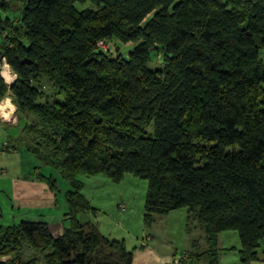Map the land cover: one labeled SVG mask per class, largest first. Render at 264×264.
I'll return each mask as SVG.
<instances>
[{"label": "trees", "instance_id": "trees-1", "mask_svg": "<svg viewBox=\"0 0 264 264\" xmlns=\"http://www.w3.org/2000/svg\"><path fill=\"white\" fill-rule=\"evenodd\" d=\"M88 1L96 8L75 6ZM2 12L20 14L19 22ZM0 33L7 34L0 103L10 97L25 121L26 150L72 186L61 235L43 221L0 223V258L13 256L0 264H39L21 258L25 248L50 250L42 264H132L124 241L79 219L97 213L81 193L80 173L148 180V228L156 215L186 209L210 248L222 232L236 231L242 262L257 260L264 248V0H0ZM112 40L135 46L128 56L119 47L110 56L98 43ZM155 52L164 66L152 69ZM5 63L16 75L11 85ZM40 176L57 190L53 176Z\"/></svg>", "mask_w": 264, "mask_h": 264}, {"label": "rangeland", "instance_id": "rangeland-1", "mask_svg": "<svg viewBox=\"0 0 264 264\" xmlns=\"http://www.w3.org/2000/svg\"><path fill=\"white\" fill-rule=\"evenodd\" d=\"M75 6L80 11L86 8H96L90 1L76 3ZM2 16H9L15 24L20 20V14L16 12H2ZM5 35L7 34L0 33L1 42L6 39ZM134 46L135 44L132 42L122 43L112 40L108 43L107 48L103 50L110 56H114L119 47L121 54L128 56L129 51ZM153 54L150 67L152 69L163 67L162 53L155 52ZM262 55L264 56V52H262ZM44 88L47 93H53L54 89L51 84H46ZM6 98L10 100V97L6 96L1 102H4ZM196 116L197 112H192L189 115V120L193 122ZM24 123L25 121H22V125ZM149 130H152V127ZM8 135L16 139H21L24 135L17 128L6 127L0 130V149H2V143L9 141L11 144L16 143L22 150V152H19L21 158L12 160L13 165L10 169L13 174L18 176L17 171L21 168V164L28 172H34L35 165H39L42 173L46 176H53L55 179L56 193L59 203L62 205L59 207L56 216L59 218V214L66 209V194L72 187L70 181L59 170L51 166H44L41 162L35 160L36 158H33V156H30V160L33 159L31 162L27 158L28 152L25 150L24 142L20 140L18 142L16 139L13 141L10 137H7ZM2 161L0 158V162ZM77 179L83 183L81 193L90 202L91 206L97 210L96 214H82L79 219L81 221L91 220L100 225V231L105 236L124 241L126 249L132 254V264H162L170 259L175 261L176 255L184 252L191 258L190 263L195 264H245L242 262L239 253L241 242L236 231L222 232L219 235L218 243L212 249L206 242L204 232L200 228H196V221L188 217L186 209L156 215L155 222L148 228L144 220L148 180L141 179L131 173H126L123 180L118 183L112 181L103 173L97 175L80 173L77 175ZM8 213V207L5 206V222ZM53 232L56 236L58 235V231L53 230ZM193 241L196 244L194 248H197L200 253H205L204 255L193 253L196 250L192 246ZM49 251L37 250L41 256H45ZM213 254L215 255L213 256ZM252 264H264V248L258 249L257 260Z\"/></svg>", "mask_w": 264, "mask_h": 264}, {"label": "crops", "instance_id": "crops-1", "mask_svg": "<svg viewBox=\"0 0 264 264\" xmlns=\"http://www.w3.org/2000/svg\"><path fill=\"white\" fill-rule=\"evenodd\" d=\"M11 104L14 106V110H12L11 112L7 111L8 113H10L8 119H5L4 115L0 114V130L6 127L12 129L17 128L23 134L24 125H22V121L24 120H19L16 112V106L12 103V101ZM7 137L11 138L10 135H8ZM11 139L15 141L16 138L12 137ZM21 139H16V141L18 140L19 142V140L21 141ZM19 152H22V150L20 146L18 147V145H16V143L10 144L9 141H5L4 143H2V149H0V158L3 160L2 162H0V208L2 209V218L0 220V223L3 226H11L19 224L22 221L26 220L43 221L49 224L52 232L53 230L58 231L57 236H59L69 226V223L66 220L65 216L67 211V203L66 209L63 211V213L59 214V218L56 217L58 215V209L62 205H60L59 203L56 191L50 187L49 183L46 180L41 178L40 173L42 171L39 165H35L34 172H28L27 169L25 170L21 162H19L21 164V168L19 169V171H17L18 176L11 172L10 167H12L13 165L12 160L20 157ZM30 156L33 155L28 152L27 158H29V160ZM33 158L35 157L33 156ZM32 160L33 159L31 158L30 161L32 162ZM5 206L6 208L8 207L9 212L6 222ZM98 226L100 229L99 224ZM12 258L13 256H3L0 258V261H7ZM21 258L23 260L36 258L39 261L38 263L42 264L44 255H39V253L35 249L25 248L22 251ZM169 262L175 261H173V259H170L169 261H165L163 263Z\"/></svg>", "mask_w": 264, "mask_h": 264}, {"label": "bare ground", "instance_id": "bare-ground-1", "mask_svg": "<svg viewBox=\"0 0 264 264\" xmlns=\"http://www.w3.org/2000/svg\"><path fill=\"white\" fill-rule=\"evenodd\" d=\"M2 76L4 77L6 82L10 79L12 83L16 79L15 75L12 73L8 64H4L3 69H2ZM0 105H5L3 109L4 113H8L13 110L12 108L7 107V105L5 104V101L2 102Z\"/></svg>", "mask_w": 264, "mask_h": 264}, {"label": "built area", "instance_id": "built-area-1", "mask_svg": "<svg viewBox=\"0 0 264 264\" xmlns=\"http://www.w3.org/2000/svg\"><path fill=\"white\" fill-rule=\"evenodd\" d=\"M98 46L103 48V49H106L107 48V43L105 41H100L98 43ZM175 262H177L179 264H189L188 254L186 252L182 253V254H177Z\"/></svg>", "mask_w": 264, "mask_h": 264}, {"label": "clouds", "instance_id": "clouds-1", "mask_svg": "<svg viewBox=\"0 0 264 264\" xmlns=\"http://www.w3.org/2000/svg\"><path fill=\"white\" fill-rule=\"evenodd\" d=\"M7 82L8 83H11V80L9 79ZM5 104L7 105V107L12 108L14 110V106L11 104V101L10 100H7V98L5 100ZM4 106L5 105H0V114L4 115V118L5 119H8L9 116H10V113H4V111H3Z\"/></svg>", "mask_w": 264, "mask_h": 264}, {"label": "water", "instance_id": "water-1", "mask_svg": "<svg viewBox=\"0 0 264 264\" xmlns=\"http://www.w3.org/2000/svg\"><path fill=\"white\" fill-rule=\"evenodd\" d=\"M14 82V81H13ZM12 82V83H13ZM12 83H8L9 85H11ZM162 264H179V263H177V262H169V263H162Z\"/></svg>", "mask_w": 264, "mask_h": 264}]
</instances>
